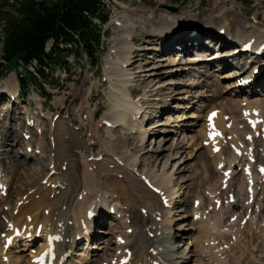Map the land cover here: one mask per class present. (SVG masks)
<instances>
[{"label":"rangeland","instance_id":"374dc122","mask_svg":"<svg viewBox=\"0 0 264 264\" xmlns=\"http://www.w3.org/2000/svg\"><path fill=\"white\" fill-rule=\"evenodd\" d=\"M102 1L105 3L108 10L109 20L103 27L104 33L101 39L100 53L101 60L98 69L90 68V60L83 53L79 57L71 55L68 57V62L65 67L54 68L49 72L50 80L42 81V79H40L42 88L39 91L31 86L30 92L25 97L17 96L15 101H10L7 95L10 93V90L17 89V71L21 70V68H14V64H9L3 72L6 76L0 77V166H3L5 177L9 181L5 179L8 184L7 192L9 195L5 201H0V234L2 235V229L7 225L8 216L11 214L16 215L15 210H12V204L27 192L32 193L38 185L42 184L46 174H49V158L55 157L57 151L55 147V144H57V137L59 134L63 135L65 133V131H63L64 129L60 130L61 132L57 131L56 126L58 123L63 122L69 129H72L71 131L77 134L74 139H76L80 145H84L86 152H90L89 147H91L92 154L88 153L91 155H88L87 161H93V157L97 156V154L102 156V154H104L103 145L106 144L108 150H111L116 155H122L127 150L132 154L137 152V156L140 158L139 160H142V164L138 167L139 171L143 168V165L160 169L163 161L166 160L170 152L179 151L176 157L170 160L168 170L172 169L176 162L177 164L174 170H178L174 174L173 184L177 185L176 188L182 184L187 185V188L183 189V193L180 191L178 192V197L180 199L177 198L173 203L175 207L171 205L173 213L175 214L172 222L173 230L176 229V226L179 227L181 224L183 228H179L180 235L176 239L167 238L166 240L159 236L156 239L157 243L160 245L161 249L166 251L169 247L168 252L172 251L174 253L173 257L175 262L171 260L174 264H220V262H208L206 257H201L199 255V249L201 250V254H208L205 244L201 241L204 239L203 230H206L205 238L207 240L208 236H210L209 234L212 233V235H215L213 228L211 229L209 226L196 221H193L196 223L191 222L192 198L194 201V198L201 194L199 197L204 199V206H207L209 201L206 198V191L211 189V191H214L212 186L214 183L212 181L214 180L215 182L217 173H215L216 171L214 169L215 172L212 171L213 164L211 157L208 155V150L201 148L198 152L192 151V148L189 146V141L190 137L197 135L196 132L198 129V131L204 130L203 127L207 123L202 117V114L206 113L205 111L209 109L210 105H218L219 101L221 102L222 100H226L224 98L234 95V91H236L234 88L236 86L234 87L233 83L235 82L236 76H227V74H233L227 73L229 68H221V70V65L217 67V64H215L218 63V61L212 62L215 55H213V51L207 52V54L212 55H210L211 58H209L207 54L198 56L194 48L201 49L198 48L201 46L205 48L206 45H204V43V46L199 44V39L205 37L203 35L201 36L203 32L201 29L205 26L208 27V29L212 26L214 29L224 26L226 29L229 25L231 27L230 36H232L236 34L239 28H245L244 25L246 23L244 24V22L259 24L256 23L257 20H251L254 15L255 18L262 22L260 24L264 25V0ZM171 7H173L174 10L170 9ZM162 9H166L167 12L169 11L168 13H172L173 18L182 17H180L181 19L174 25V31L178 37H187L184 31L188 32L195 23V25L200 28L198 31L202 32H199L200 34L195 36L192 40L187 37L185 41L180 42L178 39L173 38L172 40L174 41L171 43L170 41L172 40L161 43V39L152 37L153 32H145L144 24L141 21H136V18L144 17L139 16L141 15L139 13L158 12V10L160 11ZM220 9L226 13L232 11L228 14L226 22L222 19L221 15L218 18ZM126 17L131 18L130 20L133 24L128 32L130 35L128 40L122 39L124 30L120 27V25L126 24ZM146 18L150 26L154 28H162L169 22L171 24V18H168L169 21H167L165 16L162 23L156 22L154 16L153 19L147 16ZM114 19L117 21L116 24L111 22ZM210 22H213V24H209ZM225 23H227V26ZM177 29L180 30L179 34ZM155 35L156 34H154V36ZM122 40L129 43L126 50L129 52V57L132 56L135 60L131 70L133 73L132 80L124 88L120 85L115 86L114 83L109 80L107 70L103 71V66H105V64L107 65L108 58L114 59L117 54L122 58V55H124L122 54ZM163 44H167L166 50H170V52L163 50ZM176 45L180 47L178 50ZM47 46H49V43ZM143 46L145 48H142ZM232 46H235V44ZM175 47L176 49H174ZM180 49L181 52L186 54L182 55L176 52L180 51ZM113 50L116 51L113 52ZM1 54L2 43L0 40V58ZM162 57L163 59H161ZM206 57L209 59H206ZM122 60L126 61V57L125 59L123 57ZM219 62L223 63L224 61L220 60ZM30 68L33 70L32 66H30ZM217 68L221 71H213ZM257 86H259L258 83ZM113 87L119 90L125 89L127 90V94L129 93L131 96L133 94L134 97L136 96V100H134L132 96L133 101H139L141 107H143L142 111L144 112L140 113V115L142 114L141 116L139 115L140 118L138 117L145 128L143 133L147 131L145 140L143 141V149L136 148V140L127 133L126 128L123 126H115L111 136L106 135L107 128L104 127L105 124L102 123L101 116L103 117L114 104L111 96V88ZM259 89L260 87H257V90ZM261 91L262 89L259 92ZM219 93L221 94L218 95ZM47 94L49 96H47ZM258 94L259 93H257V97L260 96L258 99H264V94L259 96ZM255 95H247V97L252 98V96ZM238 96L242 99L244 95ZM142 98H144L143 102H141ZM186 104L189 106H186ZM162 109L164 110L162 111ZM26 111H32L35 114L36 123H40L41 126L40 129L35 125L33 129L35 135L32 139H29L33 145L38 144V142L43 143V153H39L40 155L35 154L33 151L29 153L25 152L24 145L27 142L24 144V140H21V135L27 126L24 119ZM192 112L196 114H201L202 112L200 115L201 117L190 118L188 115ZM93 113H96V117ZM58 115L60 117L57 119L56 117ZM52 119H57L54 124ZM68 121H71V123ZM203 123L206 124L203 126ZM40 130L42 132H40ZM66 137L69 136L65 135V138ZM63 138L64 136H61V139ZM183 144L184 147H181ZM177 145L178 147H176ZM36 150L39 151L37 146ZM228 151L229 149L224 150L225 156L229 154ZM225 158L228 159L229 157ZM103 159L104 158H100V160H98L99 162L93 161L91 163H103ZM177 160H179V162ZM57 165L59 164L57 163ZM65 166L66 165L63 164L60 167L64 169ZM59 171L61 172L63 170L59 169ZM64 172H66V169ZM210 175H212V177ZM237 176L238 183L234 181V178L231 184V192L234 194L235 198L237 197L238 199L240 192L237 187L240 182V176ZM209 179L212 180L210 181ZM209 183H211V186ZM206 187H208V189ZM57 189L58 187H54V190ZM53 195L54 194H51L50 197L53 198ZM221 195L224 196L226 194H219V196ZM226 199L223 204L220 203L222 209L224 205H226ZM237 199L235 201H237ZM263 199L262 204L264 205ZM241 200L242 199H239V202H241ZM240 205H242V203H240ZM115 216L116 215H114V218ZM107 217L109 226L106 225L103 228H95V233L97 231L98 236L97 239L94 238L95 242L91 241L89 244L91 246L88 247V241L80 239L74 246V253L82 252L87 256V259L93 257L94 259L100 260L106 250L105 248H107V254L113 253L110 252L111 249L109 248L114 240L113 234L116 230L113 231L112 228L114 226L112 227L110 223L115 225L120 224V228L121 223L119 220L117 221L108 215L105 219ZM156 219H158V217ZM21 221H23V219ZM106 222L107 221H105V223ZM101 223L104 225L103 222ZM226 223H228V221H226ZM206 227L208 229H206ZM239 227H243L241 228L244 234L241 240L244 248L243 255L240 251L242 248H240L239 245L238 248L231 249L229 252L223 254L225 259L224 263L252 264L249 261V254L254 245H256L254 251L255 257L264 259V224H261L259 232L255 229L249 230V226L240 225ZM216 228L219 230V233H222L221 231H225L226 233L222 224L217 225ZM237 228L238 226L236 225L234 229ZM118 230L119 229H117V231ZM222 235L223 233L219 236ZM198 237H200V239ZM236 237L240 238L239 233H236ZM85 238L87 237L85 236ZM39 241L40 239L36 240L31 245L32 249H36L39 246ZM225 241L231 242L229 238H225ZM194 242H197V244ZM158 244L154 242V245ZM201 245H204V249L199 248V246L202 247ZM196 246H198L199 249ZM30 249L31 248H22V250H20L17 248L15 251L12 250L10 254V257H12L11 262L14 264L16 260H20L17 262H21L22 259L25 260L28 254L33 251H30ZM158 253L162 255L165 254L159 250ZM72 255L71 257L74 261L79 260V256ZM79 255H81V253H79ZM173 257H171V259ZM70 258L69 260H72Z\"/></svg>","mask_w":264,"mask_h":264},{"label":"bare ground","instance_id":"6f19581e","mask_svg":"<svg viewBox=\"0 0 264 264\" xmlns=\"http://www.w3.org/2000/svg\"><path fill=\"white\" fill-rule=\"evenodd\" d=\"M168 12L166 9H162L160 11L158 10V12L139 13L141 14L139 16L144 17H138L136 18V21H141L144 24V31L147 33L153 32L152 37L161 39V43L172 40L173 38L178 39L180 42L185 41L187 37L192 40L203 31L201 36L203 35L205 37L202 38L200 36L199 44L203 45L204 43L206 49L202 48V46H197L198 48H201H194L197 55H201L203 52L213 48L214 44H219L220 46L229 44V40L226 39L227 37L225 38L217 33L222 26L219 28L216 27V29L213 27L208 29V27L205 26L200 32L198 31L200 30L199 26L195 25V23L192 26V28L197 31L195 35L189 34L192 30L191 28L188 32L184 31V33L187 34V37H178L174 31V25H176L182 17L179 16L173 18L172 13ZM231 12L232 11L226 13L220 9L218 13H220L222 19L226 22L227 16ZM146 16L152 19L154 16L155 21L158 23H162L165 16L167 21H169L168 18H171V24L169 22L162 28H154L150 26ZM130 19L131 18L126 17V24L120 25L122 30H124L122 39L125 40H128L130 36L128 32L133 26ZM111 22L113 24L117 23L115 19ZM209 24H213V22H210ZM244 24L245 28H239L234 35V39L243 44L253 39V42H255L254 44H256L253 45V47L263 45L264 25L260 23L254 24V22H244ZM225 25L227 26V23H225ZM226 30L230 33L231 27L228 25ZM177 32L179 34L180 30L177 29ZM154 34L156 35L154 36ZM208 39L210 42L207 41ZM173 41L174 40L170 41V43ZM128 44L127 41L122 40V54H124L122 55V58L124 57L125 59L126 57V61H123L121 56L117 54L114 59H107L108 67L106 64L104 66V71L107 70L109 80L113 82L115 86L120 85L122 88L132 80L133 73L131 70L135 63L134 58L132 56L129 57V52L126 50ZM166 45L163 44V50L170 52V50H166ZM239 46L240 45H236L229 49L227 48L226 50L229 51L238 48ZM176 47L177 50L180 48L177 45ZM176 47L174 49H176ZM142 48L145 47L143 46ZM226 50L224 49L223 51ZM227 51L225 53H227ZM176 52H181V49ZM181 53L185 54L184 52ZM217 54L220 53L217 52ZM261 55L264 56V51L262 54L256 55V62L251 61L253 64H248L253 68H262L258 76L254 78L251 77L252 81L256 84V90L253 92L251 91L249 94H245V91L237 90L238 87L236 86L234 88L236 91L233 90L235 92V98L230 99L226 97L224 98L226 100H222L218 105L211 104L206 113L202 114V117L207 123L206 117L208 111L211 109H217V114L213 122L216 124V130L220 132L222 136H215L214 140L216 143L212 144L209 142L206 123V125L203 123V126L205 125L204 127L202 126L204 130L198 131V129L196 132L197 135L190 137L189 146L192 148V151L198 152L201 148L207 149L209 152L208 155L211 157L213 164V167L211 166L212 171H216L215 173H217L215 182L214 180L212 181L214 183L212 184L214 191H211L212 189L207 190L208 187H206L207 189L205 188L207 191L203 189L207 192V195L204 194L206 195L209 204L204 206V199L199 197L201 194L198 197H195L194 200L198 199L199 204L197 206H192L191 217L198 218V220H193L202 223L203 225H207L211 229L213 228L215 235L225 233V231L219 233V230H217L216 227L217 225L222 224L226 214L228 215V219H232L231 224L243 220L245 221V217L241 210L242 208L243 210H248L252 206L254 207V214L248 218L249 221L254 224L258 220L256 215L260 212V208L264 206L262 204V199L264 198V183L261 182L262 176L254 174L252 177H249L245 176L242 171L245 164H251L246 162V156L249 155V147L243 146L245 141L244 136L248 132V126L243 115L247 112L253 114L254 111H258V116L264 118V99H258L257 97V92L264 88V59L260 58ZM161 59H163V57ZM218 60L220 61L222 59H215L212 62ZM224 60H226L225 63L219 61L218 63H215L217 64V67L218 65H221L220 69L228 67L231 65L233 58H226ZM217 70L218 68L213 71ZM221 70H218V72ZM257 83L259 86H257ZM257 87H260V89L257 90ZM13 90L16 91V89H12V91ZM220 94L221 93L218 95ZM238 95L244 96H242L241 99ZM247 95L255 96H252L251 98L247 97ZM111 96L114 104L102 117L105 122H109V126L106 127V135L111 136L112 130L115 126H123L126 128L127 133L136 140V148L143 149V141L145 140L147 131L143 133L145 128L142 121H139L138 119L140 113H142L143 107H141L139 101H133L132 96L129 95V93L127 94V90L125 89L119 90L118 88L113 87L111 88ZM186 106L189 105L186 104ZM240 112L242 114L239 115ZM225 114L228 115L227 120H224L223 116ZM200 115L201 114L192 112L188 116H190V118H200ZM56 128L57 131L64 129L63 131H65V133L63 135L59 134L57 137V144H55L57 151L55 157L49 158V163H53L55 168L54 174L49 176L41 185H38L32 193L27 192L23 197L20 196L13 204L12 209H16L17 213L16 215L11 214L8 216L7 223H9V226L3 228L2 235L0 234V258L8 256L9 262L4 263L0 259V264H13V262H11L12 257H10V254L12 249L17 247V245H15V240L17 238L15 229H20V231H25V233H35L36 227L44 235V245L35 251L34 257L36 259L34 258L35 260L33 259L32 262L28 260L26 264H161L157 263V261L160 260L163 261V264H173V261L171 262V257L174 256L172 251L168 254H164L169 256V258H163L161 253H158V248H152V244L156 241L155 238L158 234H161L165 239H176L180 235L179 228H183L181 224L179 227L176 226V229L178 228L177 230H173L172 222L175 214L173 213L171 205L174 206L173 203L179 198L178 192L180 191L183 193V189L187 188V185L182 184L176 188L177 185L173 184L174 174L178 170H174V167L177 164L176 162L174 163V167L168 170L170 160L175 158L179 151L170 152L166 157V160L163 161L160 169L143 165V168L137 172L138 167L142 164V160H139L140 158L137 156V152L132 154L127 150L122 155H116L111 150H108V147L104 144L103 155L105 158L103 163L92 164L87 161L89 154H86V148L84 149V145H80L78 141L74 139L77 134L71 131L72 129H69L63 122L58 123ZM65 135H68L69 137L65 138ZM61 136H64V138L61 139ZM79 142L82 143L81 141ZM210 143L212 145H210ZM226 143L235 146L242 154L238 156L235 154L234 150H231L229 158L226 159L223 155V147ZM26 144V146H30L29 141H27ZM250 145L253 146L254 150L255 148L258 149V152H255L257 159L264 160V153L261 148L262 143L254 137L253 142ZM213 146H219L220 150L218 152H213ZM37 147L39 152L43 153L42 143H38ZM176 147H178V145ZM181 147H184V144L181 145ZM90 150L91 147H89V151ZM177 161L179 162V160ZM64 162L66 165V172H60V166L64 164ZM227 170H230V172L227 173ZM237 175L240 176V182L237 187L240 195L245 193L246 182L249 178H252V180L255 181L253 186L255 196L252 204L249 202L250 196H252L250 194L246 195L242 201V205L235 201L236 198L231 192V184ZM210 176L212 177V175ZM224 178L228 179L225 188H223ZM56 185L60 186L58 193H56L57 190H54V186ZM209 185L211 186V183H209ZM149 186L151 188H149ZM152 189H156V192H153ZM52 193L54 194L53 198L50 197ZM221 193L227 195L225 201L226 205H224L223 209L220 204L219 194ZM230 197L232 198L231 201L229 200ZM17 201H20L19 205L17 204ZM111 205L114 208V215L118 216L117 218L121 223V228L114 233L115 237L120 235V238H124L125 242L121 244L116 240L114 242V251L110 254H107V248H105L106 250L101 256V260L94 259L93 257L86 259V255H79V260H69V256L64 261L63 256L72 250L73 241L76 234L79 233V230L80 232L83 230L85 233L87 225H89V230H91L93 225L97 226L100 224L99 226H101L103 225L101 222L105 224L104 219L107 216V210L109 212V209L105 211V208L103 207L108 208ZM89 210H98V212L94 213L92 218H88L87 213ZM157 217L158 219H156ZM22 219L23 221H21ZM59 224L61 227L58 229ZM252 224H250V226H253ZM10 226L12 229L9 228ZM206 229L208 228L206 227ZM128 230H130V232H128ZM58 232L59 234H56ZM83 232L82 234H84ZM205 232L206 230H203L204 239H206ZM86 235L84 234L83 236ZM209 235L212 236V233ZM88 236H90V238L94 236L92 238L93 240L94 238H98L97 235H91V233H89ZM6 238H10L9 248L7 249L4 248ZM198 238L200 239V237ZM57 244L60 251L55 255L54 250ZM203 247L204 245L202 247L199 246L201 249H204ZM129 251L130 254L128 255ZM159 251L161 252L162 250ZM70 253H72V251ZM32 254L33 253H31L30 256H32ZM124 259L126 260L125 262H123ZM15 262L16 263L14 264H23L22 262H17V260Z\"/></svg>","mask_w":264,"mask_h":264},{"label":"trees","instance_id":"16d2710c","mask_svg":"<svg viewBox=\"0 0 264 264\" xmlns=\"http://www.w3.org/2000/svg\"><path fill=\"white\" fill-rule=\"evenodd\" d=\"M107 20L102 0H0V76L7 65H20L18 82L25 92L31 84L41 88L39 79L50 80L49 72L65 67L70 55L84 53L96 65Z\"/></svg>","mask_w":264,"mask_h":264},{"label":"snow or ice","instance_id":"6c2138e0","mask_svg":"<svg viewBox=\"0 0 264 264\" xmlns=\"http://www.w3.org/2000/svg\"><path fill=\"white\" fill-rule=\"evenodd\" d=\"M214 115H215V113L212 114V116H214ZM211 118L212 117L210 116L209 119L211 120ZM253 123H255V122H253ZM212 135H219V133H212ZM262 171H264V169H262Z\"/></svg>","mask_w":264,"mask_h":264}]
</instances>
